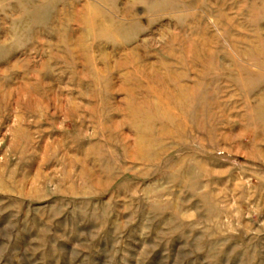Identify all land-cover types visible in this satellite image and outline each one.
Returning a JSON list of instances; mask_svg holds the SVG:
<instances>
[{
    "label": "rangeland",
    "instance_id": "374dc122",
    "mask_svg": "<svg viewBox=\"0 0 264 264\" xmlns=\"http://www.w3.org/2000/svg\"><path fill=\"white\" fill-rule=\"evenodd\" d=\"M0 264H264V0H0Z\"/></svg>",
    "mask_w": 264,
    "mask_h": 264
}]
</instances>
